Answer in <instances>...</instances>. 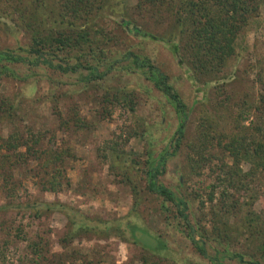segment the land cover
<instances>
[{"label": "rangeland", "instance_id": "374dc122", "mask_svg": "<svg viewBox=\"0 0 264 264\" xmlns=\"http://www.w3.org/2000/svg\"><path fill=\"white\" fill-rule=\"evenodd\" d=\"M135 2H115L114 13L100 26L104 32H115L124 40L123 47L126 44L147 56L168 76L187 106L181 147L166 160L165 170L156 180L187 200L189 220L196 239L205 244L207 255L198 253L185 235V225L176 218L175 207L146 187L145 169L154 166V159L164 150L171 151L169 142L179 118L141 68L122 62L103 79L91 81L87 69L63 73L43 66L11 64L15 77H3L0 94L15 101L23 112L14 122H0V143L11 132L19 131L27 137L31 130L54 141L49 145L67 150L72 157L63 165L64 181L60 178L62 185L56 191L43 189L44 177L38 175L42 161L26 156V162L16 170L22 185L12 199L15 203L59 202L66 210L53 206L40 218L29 215L27 210L15 209L1 215L0 246L4 257L0 264H30L28 242L38 236L49 240L51 251H60L59 239L66 232L67 213L77 222L83 219L91 225H111L105 232H81L72 244L87 249L93 261L102 258L101 264H248L234 256L235 252L242 253L246 260L259 256L264 264V257L256 249L259 241L250 235L245 224L248 214L256 213L264 223V170H255L252 175L248 172L250 163L243 161V183L229 187V194L222 201L220 192L224 185L217 180L228 170L223 162L233 164L223 149L226 142L236 135L264 138V115L256 111H263L264 107V8L238 37L235 52L218 74L217 79H221L217 82H224L219 87L216 80L201 83L192 78L180 51L159 37L169 21L164 23L163 16L154 19L135 15ZM10 3L0 2L2 12ZM125 12L127 16H137L139 25L121 27L114 23L122 22L121 14ZM4 14L1 22H9ZM136 27L147 30V34L135 32ZM26 42L22 32L0 23L1 47L18 50L16 47ZM121 53L117 52L116 57ZM106 66L100 65L99 69ZM124 86L130 90L133 110L124 102L110 103L111 92ZM67 117L70 121L63 125ZM206 132H210L209 141H203ZM120 153L123 165L120 161L115 163ZM188 156H193V160ZM123 159L127 161L123 163ZM4 201L0 189V203ZM120 220L144 225L167 244L166 249L154 254L132 243L129 233L119 227ZM217 234H228L229 238L220 239Z\"/></svg>", "mask_w": 264, "mask_h": 264}, {"label": "trees", "instance_id": "16d2710c", "mask_svg": "<svg viewBox=\"0 0 264 264\" xmlns=\"http://www.w3.org/2000/svg\"><path fill=\"white\" fill-rule=\"evenodd\" d=\"M6 1L11 3L8 7L5 6L6 9L3 12V7H0V17L5 13L4 16L8 17L10 23L1 22V19L0 23L6 25L8 29L22 32L27 42L16 47L25 54L11 47L0 46V81L5 76L15 77L11 64H26L30 68L43 66L63 73H76L87 69L90 72L89 79L92 81L103 79L111 73L115 65L127 62L129 66L141 68L154 87L171 103L179 118V123L169 142L171 151L164 150L156 157V160L154 159L155 165L145 169L146 187L175 207L176 218L185 225V235L198 253L206 256L205 244H200L196 239L195 228L189 220L187 200L156 180L157 176L163 174L166 160L175 155L181 147L188 117L187 106L169 82L168 76L160 71L147 56H141L126 44L123 47L124 40L121 41L115 32H104L103 27L100 26V22H106L108 15L114 13L115 2L126 3L128 0H4ZM132 8L135 15L141 17L145 15L154 19L163 16L164 23L169 21L165 31L159 36L160 39L168 43L172 49L180 51L183 62L187 64L194 80L201 83L216 80L215 85L222 87L224 82H217L221 79H217L218 74L226 65L227 59L235 52L240 34L250 21L259 15L261 8H264V0H136ZM121 15L124 17L123 21L114 23L121 27L139 25L137 16L134 15L135 18L129 14L127 16V12ZM139 29L142 28L136 27L134 31L142 35L147 34V30ZM119 51L122 53L117 58L116 53ZM103 64L107 66L100 70L99 66ZM111 95L110 103L124 102L129 109H134L130 90H127L125 86L117 88L111 92ZM107 101H109L108 96ZM262 109L263 111L256 109L261 113L260 116L264 115V107ZM22 112L15 101L5 94H0V122H14ZM69 121L67 117L63 125ZM28 132H30L29 137L20 135L21 132L16 131L1 139L0 189L5 201L0 203V216L13 209L27 210L34 218L42 217L53 206L66 210V206L59 202L19 201L15 203L12 200L22 185V178L16 170L21 168L23 162H26L28 159L26 156H30L29 159L34 161H42L39 164L42 170L38 175L44 177L43 189L48 191H56L62 185L60 178H64L63 165L72 157L67 150L63 152L53 148L54 141L48 140L44 135L31 130ZM208 137L211 139L210 132H206L203 141H209ZM50 142H52L51 146ZM113 147L111 146L112 149ZM223 149L232 159L233 164L229 166L223 162L228 170L223 171V178L217 177V180H222L220 183L224 185L220 192V201L228 196L229 187H237L239 183H243L241 176L246 175H243L244 172L240 168L243 161L250 163L248 172L252 175L255 170H264V138L247 139L236 135L223 145ZM199 152L201 153V150ZM121 157L120 153L115 163H118ZM192 157L188 156L190 160H193ZM11 158H14L13 162ZM207 160L210 161L209 158ZM122 161L124 163L127 160ZM120 165H123L121 161ZM41 172L43 174H40ZM65 182L68 183V180ZM216 186L213 188L215 189ZM256 214H248L245 224L250 235L259 241L256 247L257 253L260 257H264V223L260 222V216ZM2 222L3 220L1 224ZM118 225L129 233V240L132 243L151 253L160 254V251L167 247L158 235L153 234L137 221L120 220ZM110 227L111 225L106 222H103L102 226L88 224L83 219L77 222L71 214L67 213L66 232L59 239L61 250L51 251L49 240L38 236L28 242V262L30 264H101L102 258L93 261L87 249L76 248L72 244L81 232H105ZM216 229L217 226L214 225V230ZM19 231L20 229L17 228V232ZM137 231L145 234H137ZM217 235H219L217 238L221 237L220 239L229 238L228 234ZM146 240L148 242L150 240L151 243L148 244ZM233 255L248 264H261L259 256L246 260L242 253L235 252ZM3 257L4 253L0 246V258ZM151 264L155 263L151 262ZM218 264L224 263L218 262Z\"/></svg>", "mask_w": 264, "mask_h": 264}]
</instances>
